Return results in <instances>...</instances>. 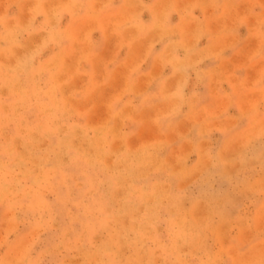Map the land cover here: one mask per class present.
Wrapping results in <instances>:
<instances>
[{"label": "rangeland", "instance_id": "obj_1", "mask_svg": "<svg viewBox=\"0 0 264 264\" xmlns=\"http://www.w3.org/2000/svg\"><path fill=\"white\" fill-rule=\"evenodd\" d=\"M0 264H264V0H0Z\"/></svg>", "mask_w": 264, "mask_h": 264}, {"label": "bare ground", "instance_id": "obj_2", "mask_svg": "<svg viewBox=\"0 0 264 264\" xmlns=\"http://www.w3.org/2000/svg\"><path fill=\"white\" fill-rule=\"evenodd\" d=\"M44 39V38H43ZM41 44V43H40ZM35 48V47H34ZM31 51V50H30ZM25 53V52H24ZM27 54V53H26ZM12 65V64H11ZM45 84V83H44ZM16 85V84H15ZM5 107V106H4ZM7 109V108H6ZM91 123V122H90ZM119 131V130H118ZM120 146V145H119ZM178 168V167H177Z\"/></svg>", "mask_w": 264, "mask_h": 264}]
</instances>
